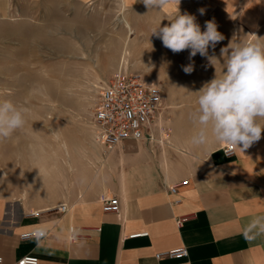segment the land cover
<instances>
[{"label":"crops","instance_id":"obj_1","mask_svg":"<svg viewBox=\"0 0 264 264\" xmlns=\"http://www.w3.org/2000/svg\"><path fill=\"white\" fill-rule=\"evenodd\" d=\"M44 1L0 0V19L16 20ZM51 5L113 13L146 8L140 0H53ZM176 9L195 16L198 25L214 20L224 40L209 48L212 62L199 53L189 60L190 50L164 48L167 141L160 144L161 133L154 131L153 142L126 141L106 151L91 128L77 147L65 151L58 146L47 161L44 142L34 145L31 155L17 145L10 146L13 152L0 145L3 264L26 255L37 256L40 264H264V234L251 242L242 235L253 218L264 216V132L247 150L234 148L231 154L215 140L205 146L191 143L200 128L191 119L197 92L222 75L227 54L222 56L221 48L264 38V0H171L151 9L160 12L153 20L166 22ZM189 63L194 70L186 74L183 66ZM56 137L60 142V134ZM183 181L188 184L170 192ZM103 196L118 198L119 213L103 210ZM62 205L67 206L64 213ZM184 218L179 226L177 220ZM31 231L46 235L21 238ZM136 233L143 235L129 238ZM179 247L188 249L187 258L157 257Z\"/></svg>","mask_w":264,"mask_h":264},{"label":"rangeland","instance_id":"obj_2","mask_svg":"<svg viewBox=\"0 0 264 264\" xmlns=\"http://www.w3.org/2000/svg\"><path fill=\"white\" fill-rule=\"evenodd\" d=\"M52 3L45 0L13 21L0 19V101L27 109L24 127L0 145H17L31 155L32 147L44 142L46 161L58 146L74 149L90 135L100 87L122 66L162 88L165 76V47L150 37L160 12L58 9ZM199 26L205 31V23Z\"/></svg>","mask_w":264,"mask_h":264},{"label":"clouds","instance_id":"obj_3","mask_svg":"<svg viewBox=\"0 0 264 264\" xmlns=\"http://www.w3.org/2000/svg\"><path fill=\"white\" fill-rule=\"evenodd\" d=\"M145 7L162 9L171 0H140ZM180 0H178L179 4ZM201 14L204 9L199 10ZM214 20L205 22L201 31L196 18L188 13L178 12L170 24L161 22L151 29V36L162 41L164 47L173 53L190 50L189 60L198 53L212 62L209 48L224 40ZM149 37V38H150ZM264 38L255 42H230L220 49L227 54L221 76L206 82L197 92L198 108L191 114L194 123L200 126L192 137L195 146H205L210 140L238 148L244 152L261 139L264 132ZM194 64L183 66L186 74H191ZM27 109L17 107L10 100L0 101V140L10 138L26 123ZM209 130L211 135H209ZM264 234V216L253 218L242 231L245 240L251 242ZM43 235V233H40ZM39 239V237H38Z\"/></svg>","mask_w":264,"mask_h":264},{"label":"built area","instance_id":"obj_4","mask_svg":"<svg viewBox=\"0 0 264 264\" xmlns=\"http://www.w3.org/2000/svg\"><path fill=\"white\" fill-rule=\"evenodd\" d=\"M163 110L161 86L122 66L112 79L100 87L98 105L91 120L94 139L106 151H112L126 141L153 142L156 140L154 131H159L161 135L157 141L164 143L170 131L163 121ZM233 149L234 147L229 145L225 147L228 154H231ZM187 184V181H183L173 185L170 187V192L177 193L179 187ZM100 200L105 212L119 213L118 198L103 196ZM59 211L66 212L67 206L62 205ZM186 221L187 218L178 219L177 223L182 226ZM44 235H46L45 231H31L23 233L21 238H38ZM142 235L136 233L129 238H138ZM71 239H75V235H72ZM188 256L189 251L185 247L173 248L157 255L158 258L169 257L176 260H183ZM3 263L4 259L0 256V264ZM15 264H40V259L34 255H26Z\"/></svg>","mask_w":264,"mask_h":264}]
</instances>
